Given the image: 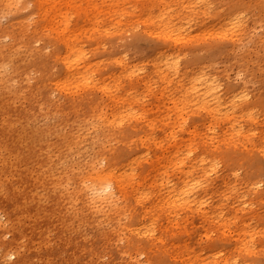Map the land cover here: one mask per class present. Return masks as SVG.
Returning a JSON list of instances; mask_svg holds the SVG:
<instances>
[{"label": "bare ground", "instance_id": "1", "mask_svg": "<svg viewBox=\"0 0 264 264\" xmlns=\"http://www.w3.org/2000/svg\"><path fill=\"white\" fill-rule=\"evenodd\" d=\"M213 4L0 0V140L56 122L33 146H5L41 177L0 175V264L264 257V91L252 95L240 69L215 70L222 49L197 51L243 41L256 21ZM128 35L149 59L127 63L110 48ZM69 121L79 125L63 139ZM72 213L82 217L69 223Z\"/></svg>", "mask_w": 264, "mask_h": 264}, {"label": "rangeland", "instance_id": "2", "mask_svg": "<svg viewBox=\"0 0 264 264\" xmlns=\"http://www.w3.org/2000/svg\"><path fill=\"white\" fill-rule=\"evenodd\" d=\"M213 5L216 6L217 10L220 12H228L230 10H235L236 8L244 11L246 16L252 20L256 21V24L252 25V30H249L248 36L246 39L240 42H231L224 40L222 42H215L214 40L210 39L214 42H206L203 44L202 47H199L197 50L199 54H204V52L208 49H222L225 51L223 55L216 57L213 60L215 70L219 72H224L225 70H237L240 69L244 72L246 80L249 83V90L252 95H257L259 92L264 91V28L261 29V5L264 3V0H212ZM214 6V7H215ZM8 26V20L4 17H0V30L6 29ZM254 33V34H253ZM262 38V40H261ZM133 36L128 35L125 40H118L114 46L110 47L111 49L114 48L122 58L125 57L127 63H139L144 62L151 56V50L148 45L144 44L143 42H139L138 45L132 44ZM9 40L5 39L4 42H8ZM124 44H129L128 47L122 48ZM239 49V50H238ZM248 58V59H247ZM125 60V61H126ZM2 93H0L1 95ZM56 122L50 121L47 123V126L44 125V121L42 118H38L35 122H32L31 125L25 127H18L15 137H7L0 140V175L7 172L6 178L10 181L11 178H17L19 174L24 177H30L31 179L34 177H41V171L38 165L35 163H29L27 160H24L25 163L20 162L21 164L18 166L15 163L16 156L7 151L5 146L8 148L10 145L13 144H28V145H35L38 141V134L42 131L47 130L49 125L52 126ZM78 123L73 121H69L61 128V137L64 139H70L71 134L76 132V128L78 127ZM27 128L31 130V132H27ZM39 131V133H36ZM70 132V133H69ZM59 140L58 138L51 141V145L54 147L58 143L57 149H59L65 142ZM75 151V148H73ZM54 153H57V150L54 148ZM12 155V156H11ZM55 154L54 158L55 159ZM16 166V167H15ZM70 172H74L75 167L71 168ZM3 178V179H4ZM38 216V215H37ZM36 216V217H37ZM81 215H77L76 213H72L69 215L68 221L69 223L75 222V220ZM0 221L2 224L7 225V220L3 215H0ZM23 224L28 222L27 219H22ZM21 228V225H19ZM17 226V228H19ZM60 228L66 227L65 223L63 224L60 221ZM52 230V229H51ZM49 233V238L52 239L53 232L50 229L47 230ZM97 237L96 233H91L90 238L94 239ZM5 241H10L11 235L4 236ZM36 253L39 252V247L36 245L35 247ZM20 252L25 253V250H21ZM15 258L11 257L10 259L7 258V264L14 262ZM28 261V260H27ZM76 264V263H74ZM252 264H264V257L260 259H256L253 261Z\"/></svg>", "mask_w": 264, "mask_h": 264}]
</instances>
